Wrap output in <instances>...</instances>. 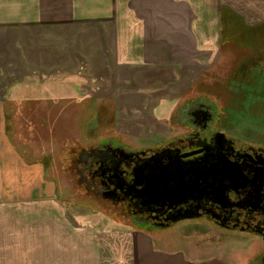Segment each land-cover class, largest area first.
<instances>
[{"label": "crops", "instance_id": "crops-1", "mask_svg": "<svg viewBox=\"0 0 264 264\" xmlns=\"http://www.w3.org/2000/svg\"><path fill=\"white\" fill-rule=\"evenodd\" d=\"M209 8L219 18L218 31L206 22ZM260 21L264 22V0H0V96L3 78L16 82L23 77L19 82L27 83L25 77L42 71L73 77L81 86L95 89H100L101 77H115L114 99L122 86L128 91L148 75L145 69L200 68L202 58L225 44V25L232 40L236 25L251 31L262 26L257 25ZM194 73L191 69L181 77ZM81 86L78 91L83 93ZM135 93H119L113 101L132 102L139 97ZM3 104L0 98V250H29L24 239L37 238L34 232L45 238V254L35 256V264H223L220 255L194 246L198 239L182 231L163 240L134 228L96 233L82 225L83 242L46 238L45 220L57 208L45 180L47 170L41 168L43 160L33 163L12 138ZM198 219L202 220L179 222ZM154 228L159 229L148 227ZM20 255L9 256L8 264H22L17 261Z\"/></svg>", "mask_w": 264, "mask_h": 264}, {"label": "rangeland", "instance_id": "rangeland-1", "mask_svg": "<svg viewBox=\"0 0 264 264\" xmlns=\"http://www.w3.org/2000/svg\"><path fill=\"white\" fill-rule=\"evenodd\" d=\"M208 11L206 22L218 31L219 18H214L217 16L211 8ZM257 25L262 26L251 27V31L236 25L232 40L225 25L222 36L225 44L216 54L214 49V53L202 58L204 64L200 68L191 65L193 68L189 69L197 73L191 77H181L190 71L184 66L161 67L156 72L145 69L148 75L139 77V82L135 81L128 91L122 86L116 94L114 99L120 98L119 93L130 96L139 91L135 93L139 97L132 102L127 99L126 104L117 105L113 101V86L118 84L115 77H101L104 81L101 80L100 89L81 86L73 77L45 75L42 71H34L38 73L36 77H25L27 83L19 82L23 77H18L16 82L3 78L0 98L9 132L33 163L43 160L41 168L47 170L49 194L57 203V208L45 220L46 238L83 242L82 225L91 226L96 233L102 229L134 228L144 230L150 239L160 235L163 240L182 231L198 239L194 240V246L220 255L223 264H264L262 241L253 234L223 230L203 219L178 222L165 231L148 229L134 223L112 202L86 193L77 183L78 174L71 170L72 153L99 142H115L139 150L162 147L185 131L180 122H172L171 116L187 101L200 96L215 102L212 108L218 119L213 121V127L235 137L239 144L264 147V22ZM167 69L169 74L164 73ZM79 86L83 93L78 91ZM32 220H35L33 216ZM32 235L37 238L24 239L31 246L29 250L18 246L6 251L1 249L0 264H8L9 256L22 252L25 255H20L17 261L33 264L35 256L45 254L41 246L45 238L34 232Z\"/></svg>", "mask_w": 264, "mask_h": 264}, {"label": "flooded vegetation", "instance_id": "flooded-vegetation-1", "mask_svg": "<svg viewBox=\"0 0 264 264\" xmlns=\"http://www.w3.org/2000/svg\"><path fill=\"white\" fill-rule=\"evenodd\" d=\"M214 103L207 96H200L180 106L171 119L172 122H180L185 131L146 154L139 155L133 151H139V148L128 149L115 142H99L96 146L72 153L71 170L75 175L78 174L77 183L84 187L86 193L112 202L136 224L150 227L153 223L171 222L187 214L195 215L220 229L255 235L262 241L261 252H264V178H258V187L249 184L239 193H231L232 200H229L228 206L207 199L189 201L172 208L145 206L137 196L138 187L133 185L135 170L138 171L139 166L154 151L172 149L178 156L180 153L206 151L216 133L223 132L212 125V119H218L212 112ZM227 137L232 140L236 152L231 156L232 160L244 163L248 170L264 168V147L245 142L239 144L235 137ZM208 151L212 154L216 152L213 148ZM202 155L204 152L188 156L184 160H196ZM246 173L250 175V172ZM256 189L258 195L255 193Z\"/></svg>", "mask_w": 264, "mask_h": 264}, {"label": "water", "instance_id": "water-1", "mask_svg": "<svg viewBox=\"0 0 264 264\" xmlns=\"http://www.w3.org/2000/svg\"><path fill=\"white\" fill-rule=\"evenodd\" d=\"M212 112L215 113L214 108ZM214 120L212 119V122ZM210 148L216 152L210 153L208 151ZM205 150L180 153L179 156L174 154L177 152L172 149L154 151L139 166L138 171L135 170L133 185L138 187L137 196L143 205L172 208L189 201L207 199L228 206L229 200H232L231 193L237 194L240 190L246 189L249 184L258 187V178H264L262 177L264 168L248 170L244 163L231 159L236 152L232 140L224 132L216 133ZM133 151L140 155L152 150ZM202 152L204 155L196 160H184L188 156ZM246 172H250L251 176ZM255 193L259 194L258 189ZM195 218L201 217L187 214L171 222L153 223L150 227L164 229L179 221Z\"/></svg>", "mask_w": 264, "mask_h": 264}]
</instances>
